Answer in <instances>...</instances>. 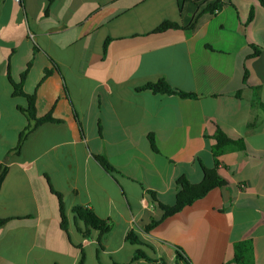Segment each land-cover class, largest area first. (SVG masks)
Listing matches in <instances>:
<instances>
[{
  "label": "crops",
  "instance_id": "0c3cea01",
  "mask_svg": "<svg viewBox=\"0 0 264 264\" xmlns=\"http://www.w3.org/2000/svg\"><path fill=\"white\" fill-rule=\"evenodd\" d=\"M165 21L179 28L152 33ZM1 43L0 218L11 220L0 226V264H78L81 252L82 264H149L132 261L136 250L151 264H233L241 241L251 243L253 264H264V110L243 84L245 68L264 103L258 0H0ZM24 72L36 116L61 122L35 128L15 154L28 122L9 77L17 82ZM160 79L196 97L135 92ZM217 129L245 144L217 158L225 187L144 232L162 215L148 191L170 205L177 178L200 182ZM96 154L118 173L102 169ZM48 185L63 195L67 234ZM76 206L110 221L100 243L96 232L83 238L76 230ZM129 231L140 243L125 240Z\"/></svg>",
  "mask_w": 264,
  "mask_h": 264
},
{
  "label": "trees",
  "instance_id": "16d2710c",
  "mask_svg": "<svg viewBox=\"0 0 264 264\" xmlns=\"http://www.w3.org/2000/svg\"><path fill=\"white\" fill-rule=\"evenodd\" d=\"M261 6L264 8V0H258ZM19 2V0H18ZM219 3L213 5L210 7L209 11L214 13L219 9ZM197 18L194 19L192 24H190L188 27L184 29H192L195 25ZM179 27L175 23L171 22H163L161 23L152 33L158 34L163 33L168 30H174L178 29ZM107 41L104 43V49L106 47ZM259 51L252 47V53L250 55L251 58H254L258 56ZM52 67L57 73H60L58 66L50 60ZM246 69L244 68V75H243V84L248 86L252 90V99L251 104L253 106H256L257 108H260L264 110V103L261 101L260 94H259V86H249L247 84V73L245 72ZM51 74V71L49 69H45L43 72V76L41 78V82L46 80ZM26 75V72H24L20 80L17 82H14L10 79V84L13 89V95L14 96H20L23 97L26 101V106L24 108H18V110L23 114V116L26 118L28 125L20 132L17 144L15 148L12 150L15 154H18L20 152L22 143L24 142L25 138L38 126H40L43 123L47 122H53V123H59L61 120L54 118L51 113H48L42 117L36 116V110H35V93H26L23 90L22 87V81L24 80ZM144 90H149L156 94H166V95H176L180 98H194L196 97L195 94L184 92L178 88L173 87L169 82H167L164 79H160L157 82L154 83H147L141 88H136L135 92H141ZM63 92L65 98L70 102L68 91L65 86H63ZM238 91L237 96L240 95ZM71 104V102H70ZM72 106V104H71ZM73 107V106H72ZM73 111V119L77 126H80V123L78 121V117L76 113ZM254 123L250 124L248 127L253 126ZM151 148L154 152H157L152 137H149ZM213 140L215 141V144L212 147V155L214 158L213 164L210 167L201 165L202 170V179L198 183H192L190 182L186 177L182 176L175 180V191L173 195V203L168 205L165 204L159 196L152 192L148 191V195L151 198L153 202H155L158 206V208L162 211L161 218L159 220H152L148 225L143 227L144 232H149L153 228H155L158 224H160L163 220L166 218L180 212L182 209H184L187 206L192 205L195 201L200 200L204 198L210 191L214 189H220L225 187L226 183L224 180L219 176L217 170H218V162L217 158L226 153L231 151H245V144L240 139H231L226 134H224L221 130L217 129L215 134L213 135ZM94 159L96 162L108 173H118L116 168L108 161V159L101 154L94 155ZM7 173V167L5 165H0V186L6 176ZM45 178L47 180V177L45 175ZM49 190L50 192L56 197L57 204H58V217H59V223L61 230L67 234V218L65 214V207H64V201H63V195L54 190L50 185ZM72 214L74 215V218L79 221L81 224H76V230L80 233V235L83 238H90L92 232L97 233V241L100 243V239L102 236L107 234L111 229V223L108 220H102L98 218L94 212L89 207H80L76 206L71 209ZM11 219H2L0 218V226L5 225L8 223ZM125 240L130 243H140L137 239L136 235L129 231L126 236ZM176 253L177 260L184 261L183 257L180 255L178 251ZM83 253L81 252V257L78 262V264L83 263ZM138 259H144L146 262L151 264L152 260L141 250H136L132 261L138 260ZM233 264H253V248L249 241H241L238 243H235L233 245ZM117 264V263H114ZM130 264V263H126ZM164 264V263H162Z\"/></svg>",
  "mask_w": 264,
  "mask_h": 264
},
{
  "label": "rangeland",
  "instance_id": "374dc122",
  "mask_svg": "<svg viewBox=\"0 0 264 264\" xmlns=\"http://www.w3.org/2000/svg\"><path fill=\"white\" fill-rule=\"evenodd\" d=\"M0 47H2V43L0 44ZM23 50H24V48L22 47L20 52H22ZM33 67H34V69H36L37 63H34V66ZM32 77H33V74H30L29 75L30 80L32 79Z\"/></svg>",
  "mask_w": 264,
  "mask_h": 264
},
{
  "label": "built area",
  "instance_id": "2783aa9c",
  "mask_svg": "<svg viewBox=\"0 0 264 264\" xmlns=\"http://www.w3.org/2000/svg\"><path fill=\"white\" fill-rule=\"evenodd\" d=\"M14 1H18V0H14Z\"/></svg>",
  "mask_w": 264,
  "mask_h": 264
}]
</instances>
